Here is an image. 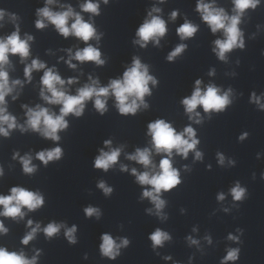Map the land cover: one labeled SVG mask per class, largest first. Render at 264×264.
Listing matches in <instances>:
<instances>
[{
  "label": "clouds",
  "instance_id": "clouds-1",
  "mask_svg": "<svg viewBox=\"0 0 264 264\" xmlns=\"http://www.w3.org/2000/svg\"><path fill=\"white\" fill-rule=\"evenodd\" d=\"M57 0H45V6L36 9L37 19L35 27L38 30H43L49 24L55 27L58 34L64 38L74 36L85 43V47L78 48L74 53L72 48L64 49L67 52L68 58L60 57L70 69L76 70L77 64L72 61H78L83 64L85 62H93L96 66H104L106 59L102 58V52L98 46H93L89 41L95 40L99 44L104 33L98 32L94 22L85 20L81 12L89 13L92 17L100 15V2L94 0H85L80 4L81 12H77L70 4H62L61 11H53L50 7ZM103 4L107 5L109 0H102ZM159 3H164L165 0H158ZM233 4L232 14L223 7L216 6L215 0L205 2V0H197L195 11L200 14L202 21L207 24L213 34L217 32L223 33L222 39H215L212 47V52L222 61L228 62V54L235 49H245L244 32L240 28L242 18L246 10H255L261 0H231ZM162 9L153 5L148 11L144 22L138 27L133 39V45H138L144 49L151 42L154 46L159 47L160 41L168 32L167 23L159 13ZM179 15V10H173L170 14V19L175 20ZM7 16L8 21L15 25V30L6 37H0V136L9 138L13 130H19L21 133L33 132L39 134L42 138L59 142L61 137L60 132L69 128L67 117L74 116L80 118L83 116L86 104L92 101L97 113L103 116L108 111V99L114 97L115 107L118 113L122 116H135L141 110H147L150 105L145 97L152 95V88L158 86V79L150 74V66L141 61L139 56H133L131 65L126 68L121 78L110 79L106 86H102L98 78L92 75L88 76V83L76 89V94H70L68 87L78 82V77H70L67 80L61 77L55 66L47 67L46 63L39 58L31 60V63L25 64L24 77L20 79L10 80L7 68L11 67L10 55H18L20 62L25 61L30 56V42L34 37L25 33L21 38L19 27V16L15 13L6 12L0 9V27H3V22ZM71 21V23H70ZM199 30V25L194 24L185 18L184 23L177 29L176 33L181 41L194 38ZM188 45L180 43L170 51L166 57L167 61L174 62L187 49ZM50 51V50H49ZM239 64V60L237 61ZM43 70V75L40 78V98L48 105H59V114L48 107L36 104L35 107H30L27 104L21 105L25 110L26 120L23 124L17 121V117L8 112L6 97L11 95L15 101L20 92L17 89H23L25 82L31 83L34 71ZM215 68L208 71L209 76H215ZM231 75L235 76L233 72ZM201 79L195 80L194 89L190 96L184 97L180 103L183 105L184 112L188 120L192 124L202 125L205 116L197 111L202 108L203 113L208 120L213 118V114L224 113L234 103L235 92L232 87L226 90L218 87L215 83H208L202 87ZM15 93V94H13ZM242 95V93H241ZM249 103L254 104L259 111L264 112V93L257 95L253 91L249 97ZM189 124L182 131H177L176 128L165 119H156L149 122L147 125V135L151 137V147H137L133 153L126 154V159L135 161L143 166L144 171L140 172L136 168H132L131 175L135 177V182L144 187L140 200L147 199L153 207L145 209V212L152 216H156L161 221L168 219L164 209L167 201L162 198L163 193L170 192L182 183L180 170L173 166V154L187 159L189 153L194 154V161H203L204 153L198 150V145L201 143L197 137V131ZM249 137L247 131L239 136V141L243 142ZM104 148L99 149V155L94 159V168L108 172L109 169L117 165L124 146L112 147V140H104ZM153 151L155 154H164L157 165L153 161ZM64 151L62 147L56 146L50 149H43L35 153V159L39 160L45 167L50 162H58L62 159ZM259 158V154H257ZM12 159L18 160L22 166V172L25 175H34L37 171V165L33 163L31 153L20 155L19 151L12 153ZM217 163L221 166H235V159L228 158L223 152H216ZM211 168V165H208ZM185 171H190L188 165H184ZM121 172H128L129 168L125 164H120ZM4 176V168L0 166V177ZM255 179V173L252 174ZM261 178L264 179V173H261ZM105 197H110L114 191L104 180H100L96 185ZM233 201V207H239L249 196L248 189L242 186L240 181H236L229 189V193ZM226 199L224 192H219L216 195L218 202H223ZM45 204L44 195L39 191L28 190L21 186H13L10 188V194L0 195V217L11 218L19 222L23 220L27 213L35 212L41 209ZM27 209V212L24 211ZM225 213L230 211V208L222 209ZM185 209H181L184 212ZM86 218L95 217L99 220L102 216L101 209L88 205L83 209ZM27 228L30 229L22 237L20 243L29 245L30 242L36 239L37 234L43 232L46 240H52L57 237L61 229H63L64 238L70 245H75L78 242L77 231L75 224L68 227L64 222H49L46 226L41 227L39 222H34L32 219L27 221ZM122 227V225H121ZM193 232H197L198 228L193 227ZM9 229L0 220V234L7 235ZM238 235L229 233L227 240L237 244H242L241 236L244 234L242 228H237ZM99 252L101 257L109 260H116L121 255V250L127 248L131 241L127 237L114 238L109 233H103L100 237ZM151 241V247L155 251L162 248L165 242H170L172 236L169 232L157 227L148 237ZM186 241L189 246L200 248V240L188 235ZM204 241L211 245L213 243L211 235L206 234L203 237ZM240 247H228L226 255L221 259L220 264H229L236 262L240 258ZM42 254L41 249L35 250V255L29 258L23 250L9 251L6 247L0 246V264H38V258ZM157 255L160 253L157 252ZM87 259V254H85ZM163 259L171 260V256H164ZM191 260V257L189 258Z\"/></svg>",
  "mask_w": 264,
  "mask_h": 264
}]
</instances>
